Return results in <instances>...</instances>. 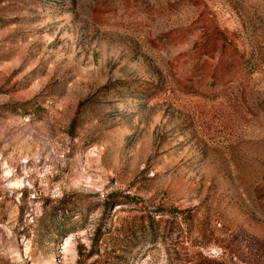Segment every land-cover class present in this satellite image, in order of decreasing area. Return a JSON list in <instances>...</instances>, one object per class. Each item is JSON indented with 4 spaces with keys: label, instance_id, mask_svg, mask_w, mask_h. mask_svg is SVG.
I'll use <instances>...</instances> for the list:
<instances>
[{
    "label": "rangeland",
    "instance_id": "rangeland-1",
    "mask_svg": "<svg viewBox=\"0 0 264 264\" xmlns=\"http://www.w3.org/2000/svg\"><path fill=\"white\" fill-rule=\"evenodd\" d=\"M199 261L264 264V0H0V264Z\"/></svg>",
    "mask_w": 264,
    "mask_h": 264
},
{
    "label": "trees",
    "instance_id": "trees-1",
    "mask_svg": "<svg viewBox=\"0 0 264 264\" xmlns=\"http://www.w3.org/2000/svg\"><path fill=\"white\" fill-rule=\"evenodd\" d=\"M199 20H202L204 25L201 39L199 42L197 41L198 49H200V53L206 54L210 59L216 58L217 62L212 65L207 60L197 64L192 72V78L195 81L185 82L184 87L187 90L191 89L188 92L215 98L241 74L244 55L238 49L236 41L230 37L227 31L219 27L214 16L205 7L201 11ZM207 76L211 79L208 86L204 82ZM197 264H200V261Z\"/></svg>",
    "mask_w": 264,
    "mask_h": 264
}]
</instances>
